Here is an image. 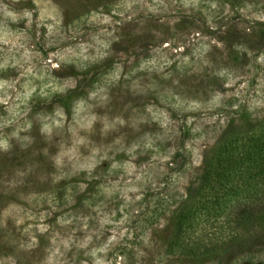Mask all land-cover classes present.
<instances>
[{
	"label": "rangeland",
	"instance_id": "rangeland-1",
	"mask_svg": "<svg viewBox=\"0 0 264 264\" xmlns=\"http://www.w3.org/2000/svg\"><path fill=\"white\" fill-rule=\"evenodd\" d=\"M258 120L264 0H0V264H264Z\"/></svg>",
	"mask_w": 264,
	"mask_h": 264
},
{
	"label": "trees",
	"instance_id": "trees-1",
	"mask_svg": "<svg viewBox=\"0 0 264 264\" xmlns=\"http://www.w3.org/2000/svg\"><path fill=\"white\" fill-rule=\"evenodd\" d=\"M247 130L249 133L243 132L234 139L225 138L218 147L222 148L220 154L215 152L204 167L212 168L218 184H228L236 175L243 176L251 188L255 186L250 200L259 210L264 205V121H255ZM209 187L214 189V185Z\"/></svg>",
	"mask_w": 264,
	"mask_h": 264
}]
</instances>
